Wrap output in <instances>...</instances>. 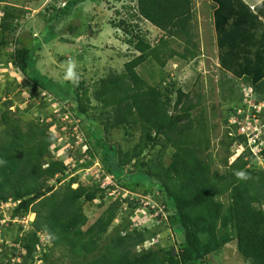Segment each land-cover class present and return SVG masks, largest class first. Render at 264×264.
Returning <instances> with one entry per match:
<instances>
[{
  "label": "trees",
  "instance_id": "trees-1",
  "mask_svg": "<svg viewBox=\"0 0 264 264\" xmlns=\"http://www.w3.org/2000/svg\"><path fill=\"white\" fill-rule=\"evenodd\" d=\"M13 1L0 0V52H5L23 76L20 90L34 89L51 96L63 115L70 116L72 122L80 121L78 131L90 155L86 161L77 158L80 163L74 169L57 160L52 153L59 145L52 134L58 122L54 115L50 123L46 119L42 124H25L12 111L15 101L3 102L0 210L10 204L11 220L35 215L30 231L14 226L20 233L14 234V246L8 251L15 257L16 248L26 254L18 264L34 263L43 247L41 237L44 244H51L39 258L43 264H207L211 256L232 243L247 263L264 264V169H258L247 139L234 128L235 135H231L228 129L229 119L243 106L241 88L253 87L255 103L264 102V2L251 7L243 0H210L218 31V65L225 75L232 76L226 75L220 83L221 95L224 99L237 96L223 119L227 129L220 145L226 155L220 159L222 170H218L209 155L211 141L202 96L195 93L198 100L194 101L193 93L176 89L175 82L168 83L169 76L159 87L150 86L139 73L147 63L155 62L163 73L170 60L189 63L198 58L195 0H132L134 13L127 12L128 19L115 27L122 29L125 44L136 55L121 73L96 81L92 89L76 79L57 81L37 67L44 44L77 33L75 13L89 0H66L60 6L54 0L45 6L44 18L51 16L45 19L39 38L22 35L26 11ZM135 21L147 22L162 33L156 45L147 40ZM44 33L45 39H40ZM172 44L182 51L171 48ZM10 47L12 53L7 51ZM235 81L242 85L236 87ZM11 86L6 92L12 91ZM3 96L8 97L6 93ZM68 124L66 128H70ZM121 130L125 138L113 143L114 132ZM72 134L73 128L67 137L76 143ZM239 145L247 149L231 163L237 151L232 148ZM78 149L74 153L82 154V148ZM96 159L104 177L115 181L116 187L79 180L78 170L89 169ZM130 168H135V175L126 173ZM115 188L127 195L107 205L111 200L108 193ZM96 201H100L99 208L106 209L90 225L84 206ZM135 211L137 216L139 211L156 217L155 227H140L143 216L131 221ZM117 218L116 234L107 238ZM2 219L0 215V222ZM163 233L168 242L159 245ZM149 237L158 245L138 249ZM54 249L62 253L58 260L53 258ZM5 251L0 256H6Z\"/></svg>",
  "mask_w": 264,
  "mask_h": 264
},
{
  "label": "rangeland",
  "instance_id": "rangeland-1",
  "mask_svg": "<svg viewBox=\"0 0 264 264\" xmlns=\"http://www.w3.org/2000/svg\"><path fill=\"white\" fill-rule=\"evenodd\" d=\"M52 1L54 0H14L12 2L13 5L19 6L26 11V17L23 21L24 27L21 30L22 35L40 37V33L45 29L47 23L45 19L51 16V14H49L50 16L47 15V18H44L45 16L42 14V9L45 6H49L48 4ZM64 3H66V0H58V4L56 5L60 6ZM248 4L256 5L254 2H252V4L248 2ZM135 5V2L132 0H94L92 2L89 0L80 11L75 13L74 18L76 21L74 23L79 26L75 35L66 37V39L58 37L51 44H44L42 46V51L38 53L37 64L41 73L57 81L76 79L79 82H85L91 89L96 81H100L110 74L121 73L124 69V65L132 60L136 53H133V50L125 44L124 40H126V36L122 29H117L115 26L120 21L128 19L127 12L130 14L134 13L133 9ZM1 7L2 6H0V8ZM125 7H128L127 11ZM210 7H212L210 0H195V33L200 48V55L197 59L189 63L183 62L178 58L170 60L166 70L163 71L164 74L160 72L155 62L147 63L139 69V73L147 80L150 86L159 87L162 79L169 76L171 79L167 80V82H175L176 89L182 88L186 93H193L191 95L194 101L198 100L194 95L195 93H199V95L202 96V108H204V113L207 118L211 141L209 155L212 157L215 167L218 170H222L220 159L224 158L226 154L225 150L220 145V141L227 129V126L223 125V119L225 118V112L228 106L237 99V96L235 99H224L221 95L220 83L225 81L227 74L225 75L218 65L219 49L216 44L218 31L214 19L212 18V9ZM136 23L146 35L147 40L152 45H156L162 33L147 22L138 21ZM261 31L264 32L262 28ZM45 33L43 38L41 37L40 39H45ZM171 46V48L179 52L182 51L177 44H172ZM7 51L12 53L13 47H10ZM7 59L5 52H0V96L5 95V93L8 95L7 98L3 96L2 102L0 101V113L5 111L3 102L9 99L15 101L12 107L13 113L25 124L30 122L42 124L41 122L46 119V122L50 123L53 121L51 115H54V121H58V126L55 124L52 134L58 137L57 144L59 145H57V147L59 150L56 146L52 148L53 157L57 160L60 159L64 161L67 165H70L72 169L77 167L80 163L76 160L77 158L88 160L90 155H88L84 146V141L81 139V135L78 131V124L80 121L74 119L72 122L73 119H71L70 116L63 115L59 104L52 100L51 96H45L43 92H37L34 89H31L32 91L29 89L20 90L18 85H20L23 76ZM69 73H71V75H69ZM227 77L232 79L230 75H227ZM235 84L237 87L239 84L242 85V82L235 81ZM8 85H12L11 92H6V87H8ZM239 92V89L236 90V95ZM63 110L64 108L62 111ZM67 124L70 128H66ZM71 128H73L74 131L72 138L76 139V143L70 142L67 137ZM125 135V131L122 130L114 132L112 138L113 143L115 140L123 138ZM63 146L64 148L62 149ZM78 148H82L81 153H84V155L74 153ZM236 149H238L237 146L232 148V151H236ZM68 155H70L69 157L71 158H67ZM233 161L234 158H232L231 163ZM101 165V162L96 159L89 169L78 170L77 174L79 175V180L89 185L101 183L102 187H116L115 181H112L111 178L107 179L108 177H104ZM258 169H264V162L258 164ZM126 173L132 176L136 174V170L135 168H130L127 169ZM73 187L76 188L77 185ZM108 195L111 200L107 202V205H110L113 201L124 200L127 194L124 193L122 189L115 188V190L109 192ZM99 203L100 201H96L94 205L84 206V211L89 219L90 225L95 223L106 209V206L99 208ZM3 211L4 212L0 210V215H3V219L0 222V252L4 250L7 251H5L6 256H0V264H18L22 262L23 256L26 254L25 251L18 250L19 248H16V257L8 251L14 246L13 240L16 237L15 235L20 233L19 230H17L18 232L15 231L14 226L18 228L23 226L25 232L30 231V223L34 221L35 215H30L28 218L19 221L11 220L9 210L5 209ZM137 213L139 214L138 216L136 211L134 214H131L132 216H130V219L131 221H137L143 216V219L139 221L141 223L140 227L153 228L157 224L155 222L156 217L146 216L139 211ZM127 215L128 213L125 214V216ZM120 218L114 221L106 235L107 238L113 237L116 234ZM133 227H135L134 224ZM3 233H5L4 237L2 236ZM164 237L165 233H163L159 243L156 242L153 237H149L138 249L154 248L158 244L165 245L168 240ZM41 239L43 247H41L39 253L36 254V259L33 261V264H43L39 259L44 252L43 249L51 247L49 242L43 243L44 237H41ZM101 243L105 244L106 241L103 240ZM6 247L8 249H5ZM54 252L53 258L58 260L62 253L57 249H54ZM207 264L249 263L238 253L235 243H232L219 251V253L211 256Z\"/></svg>",
  "mask_w": 264,
  "mask_h": 264
},
{
  "label": "built area",
  "instance_id": "built-area-1",
  "mask_svg": "<svg viewBox=\"0 0 264 264\" xmlns=\"http://www.w3.org/2000/svg\"><path fill=\"white\" fill-rule=\"evenodd\" d=\"M1 17L2 13L0 11ZM251 93V90L245 93L243 106L229 119L228 129H231V135H235L234 131L237 130V135L247 139L248 148L258 161V164H262L264 162V104H255ZM246 149L244 145H239L233 156L234 160ZM10 207V204L4 205L1 207V211L9 210Z\"/></svg>",
  "mask_w": 264,
  "mask_h": 264
},
{
  "label": "clouds",
  "instance_id": "clouds-1",
  "mask_svg": "<svg viewBox=\"0 0 264 264\" xmlns=\"http://www.w3.org/2000/svg\"><path fill=\"white\" fill-rule=\"evenodd\" d=\"M43 10V9H42ZM1 11V10H0ZM1 13H2V11H1ZM1 19V18H0ZM69 75H71V73H69ZM252 91V95H253V101H254V103H255V98H256V93H255V90H254V88L253 87H250V86H248L247 88H244V89H242V91H241V97H242V102H241V105H243V101H244V95H245V93H247V92H249V91ZM256 104V103H255ZM257 104H264V102H261V103H257ZM240 175H242V173L240 174ZM107 179H109V178H107ZM30 215H34V214H30Z\"/></svg>",
  "mask_w": 264,
  "mask_h": 264
},
{
  "label": "crops",
  "instance_id": "crops-1",
  "mask_svg": "<svg viewBox=\"0 0 264 264\" xmlns=\"http://www.w3.org/2000/svg\"><path fill=\"white\" fill-rule=\"evenodd\" d=\"M247 5H249V6H251V7H253V6H255V7H257V6H259L260 4H262L263 2H264V0H250V1H248V0H243ZM248 2H251V4H252V2H254L256 5H250V4H248Z\"/></svg>",
  "mask_w": 264,
  "mask_h": 264
}]
</instances>
